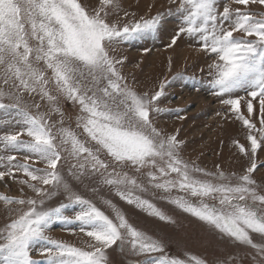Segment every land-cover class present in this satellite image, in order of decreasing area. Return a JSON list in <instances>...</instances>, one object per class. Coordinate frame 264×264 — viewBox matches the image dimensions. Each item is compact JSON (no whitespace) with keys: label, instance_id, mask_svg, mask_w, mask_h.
<instances>
[{"label":"snow or ice","instance_id":"snow-or-ice-1","mask_svg":"<svg viewBox=\"0 0 264 264\" xmlns=\"http://www.w3.org/2000/svg\"><path fill=\"white\" fill-rule=\"evenodd\" d=\"M234 2L245 8L264 5V0ZM118 7L117 0H101V7L89 13L79 0H0V111L7 117L0 121L7 126L0 131V149L6 153L0 161H7L0 180L22 172L27 179L20 183L40 197L0 196L5 204L23 206L0 228V264H108L106 250L118 242L121 251L127 244L133 254L149 257L138 264H190L166 255L152 257L165 252L161 242L132 226L120 211L115 219L110 218L92 201L73 192L61 163L69 159L73 161L69 176L76 180L98 177L128 204L171 222L154 203L137 194L148 187L129 172L148 169V185L166 194L175 189L197 198L195 202L169 198V202L224 237L257 250L259 264H264V244L255 243L250 234L264 238V194L258 192L251 175L257 168L254 156L264 142V17L240 8L224 7L221 12L217 0H180L176 10L179 26L169 45L187 35L213 55L208 65L211 94L220 97L249 130L250 151L238 146L252 163L233 182L223 172L213 175L189 166L179 157L177 137H166L154 126L152 113L160 111L154 102L163 95L164 85L148 97L138 95L124 81L117 68L122 60L114 59L109 49L155 36L163 16H142L119 26L107 19L109 9ZM25 94L48 101L57 112L61 97L78 105L77 127L87 140L62 126L54 133L47 113L39 111L41 104L26 105ZM242 100L247 116L241 112ZM255 105L259 129L251 119ZM31 108L37 111L33 113ZM24 135L30 139L22 140ZM92 142L95 147L88 146ZM7 153L24 154V162L13 164L16 155ZM29 160L42 161L46 168H32ZM47 186L63 188L68 203L46 208L45 200L52 194ZM69 208L75 209L71 219L66 215ZM54 222L77 223L79 231L94 243L81 248L53 240L47 232ZM34 250L45 259H33ZM190 260L204 264L195 257Z\"/></svg>","mask_w":264,"mask_h":264},{"label":"rangeland","instance_id":"rangeland-1","mask_svg":"<svg viewBox=\"0 0 264 264\" xmlns=\"http://www.w3.org/2000/svg\"><path fill=\"white\" fill-rule=\"evenodd\" d=\"M79 2L89 13L101 7V0H79ZM117 2L119 7L114 10L109 9L107 19L110 23L119 26L132 23L142 16L145 18L163 16L162 26L155 36H145L129 43L114 45L109 49L114 59L122 60L117 68L124 81L138 95L146 94L148 97L153 96L164 85L163 95L154 102L160 109L158 113H152L154 126L166 137L172 135L177 137L181 142L178 149L179 157L189 166L194 165L203 172L213 175L223 172L235 182L236 178L246 174L247 168L252 163L238 146L243 145L250 151V141L247 139L249 130L235 118V113L227 110V106L221 103L220 97L211 94L208 65L213 62V55L205 52L197 40L187 35H181L175 45L169 46L179 26L180 17L176 10L180 0H117ZM217 6L221 12L224 7L233 10L240 8L252 12L257 18L264 17V5L260 4H251L245 8L236 4L234 0H217ZM33 101L41 104L39 111L47 113L49 122L55 126L54 133L62 126L75 132L81 140H87L82 128L77 127V118L80 115L78 105L61 97L57 101L60 109L57 112L52 110L54 106L48 101L41 100L39 96L25 94L26 105L30 106ZM255 109L251 119L259 129L258 105H255ZM30 110L33 113L37 111L35 108ZM241 112L247 116L243 100ZM6 118L0 111V121ZM61 121H63L62 125ZM6 128L7 126L0 125V131ZM252 134L256 135L258 140L261 139L259 132L254 131ZM21 139L30 138L24 135ZM88 146L95 147V144L92 142ZM5 154L4 150L0 149V156ZM7 154L16 155L17 159L12 162L13 164L24 162L22 153ZM100 155L101 158L106 159L103 152ZM254 160L257 168L251 175L256 182L255 187L258 192L264 194V142L257 150ZM28 163L32 168L42 170L46 168L42 161L29 160ZM61 163L65 179L72 186L73 192L92 201L110 218L115 219L116 211H120L132 226L163 244L165 252L154 253L152 257L166 255L170 258L190 261V264H195V260H190L192 257L202 260L204 264H259L260 257L257 250L224 237L218 230L169 202V198L185 197L194 202L197 198L175 189L166 194L148 185L146 177L148 169L143 170V173L129 172L130 175H136L138 180L148 187L146 192L137 194L154 203L171 218V222L162 221L158 217L149 215L146 210L128 204L116 195L113 188L99 182L98 177L76 180L69 176L68 168L73 163L71 159L67 162L62 160ZM6 165L7 161H0V171L6 170ZM196 175L202 176V173ZM24 179L27 177L22 172L6 175L0 180V196L40 199L27 185L20 183ZM47 188L52 194L45 200L46 208L68 203V193L63 188L59 190H52L51 186ZM208 202L216 203L211 200ZM21 207L23 206L0 201V228L13 218L14 210ZM74 211V208H69L66 210V215L71 219ZM250 234L255 243L264 244V238L260 235ZM47 235L53 240L81 248H87L89 244L94 243L84 232L79 231L77 223L54 222ZM106 254L108 264H138L149 258L133 254L127 244L121 251L119 242L108 248ZM32 255L37 261L45 259L35 250Z\"/></svg>","mask_w":264,"mask_h":264}]
</instances>
